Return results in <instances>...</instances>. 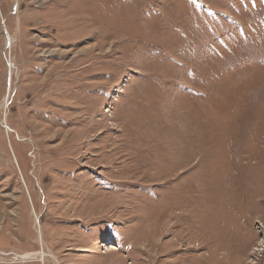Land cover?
<instances>
[{"label":"rangeland","instance_id":"1","mask_svg":"<svg viewBox=\"0 0 264 264\" xmlns=\"http://www.w3.org/2000/svg\"><path fill=\"white\" fill-rule=\"evenodd\" d=\"M0 264H264V0H0Z\"/></svg>","mask_w":264,"mask_h":264},{"label":"bare ground","instance_id":"2","mask_svg":"<svg viewBox=\"0 0 264 264\" xmlns=\"http://www.w3.org/2000/svg\"><path fill=\"white\" fill-rule=\"evenodd\" d=\"M9 32V31H8ZM8 39L11 43H13V38L12 36L8 33ZM11 64V63H10ZM107 250H115L114 247L112 246H107L106 247ZM47 255L45 254V252H39V253H33V254H28V255H24V256H20L19 259L22 262H27V261H39L44 263L45 259H46Z\"/></svg>","mask_w":264,"mask_h":264},{"label":"water","instance_id":"3","mask_svg":"<svg viewBox=\"0 0 264 264\" xmlns=\"http://www.w3.org/2000/svg\"><path fill=\"white\" fill-rule=\"evenodd\" d=\"M9 65H11L10 62H9Z\"/></svg>","mask_w":264,"mask_h":264}]
</instances>
